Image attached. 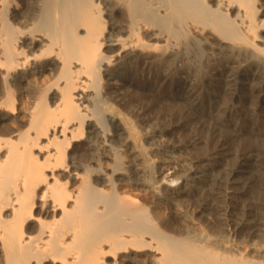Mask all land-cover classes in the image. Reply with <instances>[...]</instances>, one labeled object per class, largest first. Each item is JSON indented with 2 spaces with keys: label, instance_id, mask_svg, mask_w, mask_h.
<instances>
[{
  "label": "bare ground",
  "instance_id": "obj_1",
  "mask_svg": "<svg viewBox=\"0 0 264 264\" xmlns=\"http://www.w3.org/2000/svg\"><path fill=\"white\" fill-rule=\"evenodd\" d=\"M150 78L171 96L143 118ZM261 79L264 0H0V264H264L263 121L220 140L214 115L238 91L264 116ZM163 115L207 136L180 145L202 163L184 200L155 176Z\"/></svg>",
  "mask_w": 264,
  "mask_h": 264
},
{
  "label": "rangeland",
  "instance_id": "obj_2",
  "mask_svg": "<svg viewBox=\"0 0 264 264\" xmlns=\"http://www.w3.org/2000/svg\"><path fill=\"white\" fill-rule=\"evenodd\" d=\"M144 74H146V72H144ZM242 74H243V76L246 75L245 72H242ZM261 81H264V79H261ZM110 84L115 85L117 87L116 89H118V88L121 89L120 93H118V95H120L118 99H122V97H123L124 102L125 101L127 102V100H129V98L133 99L132 97L137 98L138 93L140 92L139 88H134L133 86L132 87L131 86L123 87L122 82H120V81L112 80V81H110ZM213 84L214 83H211V82L209 83L210 87H209V89H207L208 91H207V93L204 94V96L200 95L198 97L193 98V101H195V103L198 105V107L202 108L205 105L204 108L207 107L208 108L207 110H209L211 108V105H212L211 100L214 98V96L217 95V92H218L217 87L215 86V84L214 85ZM26 85L27 84L24 81L23 85H22V91L21 92H22V95L25 97V99L27 101H29L31 97L28 95V93L26 91V88H25V87H27ZM142 85H144V89H146L145 91L149 95V97L143 101V104H141L139 101H134L132 103L133 105L131 104V106H130L131 110H133L136 114L142 115L143 118L144 117L147 118L148 116H150V117L151 116L152 117L157 116L158 112L162 109L161 107L164 104H166V102L168 103L170 101L168 99L171 96L170 92H169L170 88L168 90V87L170 86V84L168 83V85L164 86L163 81L159 82L156 79L150 78V80H146L145 82H143ZM189 90H190V88H187L185 90L184 94H188L190 92ZM168 92H169V94H168ZM231 92L233 93V94L231 93V96L234 99V105L232 106V110L235 112L234 115L231 117H226V116L222 115L221 113H219L218 111L214 112V115H216L215 118L217 120L221 121L220 123H222V125H220V130L218 131L217 139L219 138L220 140H222L221 135L223 133L229 134V136L233 138V132L232 131L234 129H237L240 127V128H243V131L245 132L246 130L250 129L249 126L247 125L248 121L251 122V123H248L250 126H252L254 123H256V127H257V125L259 124V121L261 120V122L262 121L263 122L259 127V129H260L259 135L256 136V146H261L262 148H264V141H263V139H264V116L261 114L262 112H260L259 110L258 111L257 110L256 111H251V110L248 111L247 106H245V105H247V103L245 101H243V99L241 97L242 95L238 91H231ZM153 94L155 96L160 95L161 97H163L161 99L163 102L162 101L160 102V100L158 101L157 105L155 106V110L153 111L154 114L153 113L150 114L148 112V114L146 113L144 115L143 110H142V106L145 104V106L149 107L152 104V101H153L152 95ZM256 95H259L264 100V89H261L258 93H256ZM114 96H116V95L114 94ZM156 113H157V115H156ZM24 115H25V113L20 110V112L18 114H16L15 116H18V118L21 119V118H23ZM184 118H186V117H184ZM184 120L185 119H183L181 116H178V117H176L175 120H172L169 116L163 115V117L161 119V127L164 128V130L166 128H167L166 130H170L164 139L165 142L163 143V147L167 148V150L170 151V153L165 154L163 151V148H159L157 145H153L151 148V153H154V154L157 152L161 153V156L163 158V159H157V165L160 168L158 169V173H156L155 176L158 177V179L165 177L169 171L170 172H177L178 174L184 176L183 179L178 180V181L175 179H171L172 183L168 182V180L161 182V184H163L165 186L171 185L172 188H169L170 191L175 192L176 193L175 196H178L181 199L183 198V200L185 199L183 194L187 193V191L190 189L191 185L195 186V183H193L192 181L190 182V179H189V175H193L194 171H195V168H191L192 165H195L196 167L199 166L201 168L202 163L199 162V160L197 158H194L195 157L194 150L196 147H194V146L180 147V145L185 143L186 141L194 142L195 140H198V141H196V143L201 142V145L204 147V146H206V142H207L206 134L198 135L197 132L194 131L193 129H191L190 127L184 128V126H183ZM9 122H11V120H9ZM140 124H142V123H140ZM142 126H143V124H142ZM142 129H143V132L147 135V138L150 139L149 134L147 133L148 128L144 125L142 127ZM223 131H226V132H223ZM239 143L240 142H238V144ZM173 144H176V147H173ZM229 145L230 144L227 143V144H225V147H228ZM172 153H173V155H172ZM249 154H252V153H249ZM214 156L216 157V161H218V160L223 161L224 157H225L224 154H222V153H216ZM255 159H256V157H254L253 160H255ZM203 163H208V161L205 160V161H203ZM173 187H175L176 189ZM196 187L201 188V186H199V185ZM178 189H180L179 190L180 192H178ZM256 189H257V186H256ZM181 193L183 196H180ZM240 205H241L240 207L242 208V206L245 204L243 202H241ZM242 213H244L243 210L241 211V215L239 216L240 219L244 218V216H242L243 215Z\"/></svg>",
  "mask_w": 264,
  "mask_h": 264
}]
</instances>
